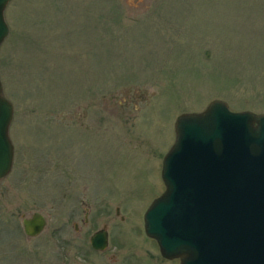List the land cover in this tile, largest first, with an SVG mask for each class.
I'll return each mask as SVG.
<instances>
[{
    "label": "rangeland",
    "instance_id": "374dc122",
    "mask_svg": "<svg viewBox=\"0 0 264 264\" xmlns=\"http://www.w3.org/2000/svg\"><path fill=\"white\" fill-rule=\"evenodd\" d=\"M4 19L0 264H178L143 216L178 115L213 100L264 114V0H9ZM34 212L47 226L28 238Z\"/></svg>",
    "mask_w": 264,
    "mask_h": 264
},
{
    "label": "water",
    "instance_id": "95a60500",
    "mask_svg": "<svg viewBox=\"0 0 264 264\" xmlns=\"http://www.w3.org/2000/svg\"><path fill=\"white\" fill-rule=\"evenodd\" d=\"M0 0V45L8 28ZM13 106L0 83V179L13 164L9 126ZM174 143L162 161L164 192L146 210L144 232L161 257L179 264H264V114L232 112L222 100L199 113L179 115ZM47 221L39 212L22 219L36 238ZM108 246L105 228L89 239Z\"/></svg>",
    "mask_w": 264,
    "mask_h": 264
}]
</instances>
